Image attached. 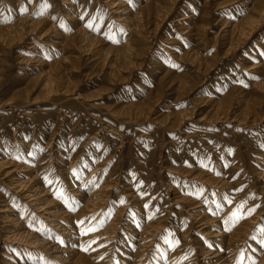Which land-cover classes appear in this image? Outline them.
<instances>
[{
    "label": "bare ground",
    "instance_id": "1",
    "mask_svg": "<svg viewBox=\"0 0 264 264\" xmlns=\"http://www.w3.org/2000/svg\"><path fill=\"white\" fill-rule=\"evenodd\" d=\"M137 2L138 7L130 12L131 0H0L2 71L6 56L26 42L33 45L25 49H35L37 40L49 45L47 51L59 50L49 61L33 60L35 56L31 61L44 65L43 70L25 74L26 85L0 103L56 99L67 105H88L86 101L105 86L80 95L75 92L78 76L71 74L90 61L112 87L137 78L135 84L132 81L135 86L120 93L111 116L119 123L150 121L168 139V149L173 152L175 142L183 139L188 145L190 160L185 163L189 167L164 168L166 175H161L149 193L145 188L152 173L148 158L139 159L142 162L135 165V172H116L122 153L108 171L113 159L109 152L101 157L96 154L90 167V160L77 153L67 170L58 169L61 157L51 155L44 160L46 147L31 149L32 138L22 140L19 149L24 144L27 149L17 156L23 161H15L12 153H0V176L6 179L5 190L0 191V238L12 243L11 252L17 254L4 257L2 251L0 264H52L46 257L61 264H264V227L258 232L264 217V181L257 182L264 177V0H221L212 6L210 0H199L201 4L196 0ZM174 13L177 18L164 29ZM212 21L220 22L214 35L209 33ZM174 30L187 43L180 54L173 55L167 46L159 45L162 52L154 49L159 42L176 43ZM209 47L215 51L210 52ZM244 53L251 58L248 63ZM46 55L44 51L42 56ZM230 55L239 58L238 67L251 71L242 72L246 86L229 73L231 68L225 62ZM198 75L216 79L210 80L204 96L194 99L195 105H206L201 116L195 119L192 108L171 107L156 115L167 91L176 97L186 94L196 81L201 82ZM136 87L139 90L134 96ZM33 90L37 96L31 98ZM220 122L232 127L227 130L228 125H218ZM256 126H263V131L252 134L250 129ZM223 131H228L235 146L228 151L222 144L215 145L218 152H212L214 142H210ZM54 135L51 133L48 142ZM250 135H254L251 143ZM141 142L147 145L145 139ZM159 143L162 149L164 141ZM5 145L3 141L0 149L5 150ZM245 148L258 157L247 156ZM206 151L218 161L207 160ZM36 154L38 160L30 167ZM248 158L254 163L241 166ZM25 169L32 173L27 179L17 173ZM231 176L237 179L231 181ZM158 186L163 187L160 204L151 197ZM198 193L202 196L196 200ZM247 196L251 199L247 208L257 206L253 213L242 210ZM89 228L94 230L87 231ZM28 247L35 250L21 251Z\"/></svg>",
    "mask_w": 264,
    "mask_h": 264
},
{
    "label": "rangeland",
    "instance_id": "2",
    "mask_svg": "<svg viewBox=\"0 0 264 264\" xmlns=\"http://www.w3.org/2000/svg\"><path fill=\"white\" fill-rule=\"evenodd\" d=\"M131 1H132V3L130 6V9H131L130 12L134 11L135 8H137L138 4H139V2H137V0H131ZM196 1L199 2V0H196ZM220 1L221 0H210L209 5L211 4V6H212L213 4L218 3ZM199 4H201V3L199 2ZM191 5H192V3L190 5H188L187 14H189V12L191 11ZM88 9H89V6H88V8H85V12L88 11ZM28 10H29V8L26 7V12ZM234 13H236V12H234ZM175 15H177V13L172 14L170 19H168V23H166V26H164V29L169 25L171 27V24H172L171 22L177 18V17H175ZM213 22H215V21H212V25L210 26V29H209V33H211V35H214L216 33V31L220 28V25H219L220 22H218L217 24H214ZM122 27H124V26H122ZM174 34H176L175 35L176 43L164 44L163 42H159V44L156 45L154 49H157V50L162 52L163 48H161L160 46H167L171 50L173 55H176L178 53L180 54L181 53L180 49L182 47H184V45H186L187 43L182 40L183 36L181 35V33H179V30H174ZM108 40L109 39H106V41H108ZM28 43H31V42L29 41V42L24 43L23 46H20V48H15L13 50V53L8 54L6 56L7 63L5 64V67H3L4 70L2 71V69H0V100H2L3 102L5 100H7L12 95V92L14 90H16L18 88H22L26 85V83L24 81L25 80V77H24L25 74L34 73L36 70L38 72H41L43 70L42 68L44 67V65H38L37 62L31 61L35 56L37 58H34L33 60H36L40 57L45 61H49V58L53 57L55 54H57V52H59L58 49L56 51H55V49L52 50L53 52L51 50L47 51L46 48L49 47V45H46L45 43H42V42L37 41V40L34 42L35 43V47H34L35 49H25V48H30V46L33 45V44L29 45ZM245 49H247V48H245ZM209 50H210V52H213V51H215V48L209 47ZM44 51L47 52L46 57L42 56V53ZM250 51L253 52V50H250ZM15 52H18V53H15ZM156 52H158V51H156ZM262 52L263 51H260V53H262ZM233 55H235V54H233ZM164 56L167 57L166 54H164ZM244 56L247 58V63H248L251 60V58L245 53H244ZM260 56H261V54H260ZM18 57H20V59L22 58L23 60L22 61L18 60L19 59ZM232 58H233V60H232ZM237 60H239V58H235V57H232V55H230V57H228V60H227V62H225V64H229V66L231 68L230 69L231 72H229V73L232 76L236 77V80L240 79L241 83L244 84V86H246L247 82L244 80V77H242V75H243L242 72L248 73L250 70L248 71L246 68L241 69L240 67H238L237 66L238 63L236 62ZM241 61H243V60H241ZM92 64L93 63H90V61H84L83 64L81 65L82 67L80 66L79 69L76 70V72L71 74V76L74 78H76L78 76L76 78L78 86L76 87L75 92H77L80 95L84 94L87 91L95 90L97 88L99 89V88L105 86V87H103L105 89H102L99 92V94H97L95 97H93V99H89L86 101V103H88V105L90 104L89 106L86 105L85 103H84L85 106L77 104V103H72L70 105H67L65 103H61L59 100H56V99L50 100L51 102L40 99L41 101L37 100V101H34L33 103L32 102L20 103V104L19 103H16V104L13 103V105L10 103H9V105H7V103H5V104L0 103L2 105V106L0 105V118H1L0 119V147L3 143V141L6 143V145L4 147L5 150L0 149V153H3L2 155H6V153L9 155L12 153L11 155H12V157H14L15 161H23V160H21L22 157H20L19 155L17 156V154L21 155L23 152H25L24 150H26L27 148H26L25 144L20 149H19V146H20L22 140L23 141H29L30 138H32V141L30 143L31 149L32 148L34 149L35 147L38 148V150H42L45 147L47 148V150L45 151L46 156L44 157V160L46 158H49L51 155H53V156L55 155L54 157H58V158L61 157L60 159L62 160V162H60L59 165L62 167H59L58 169L64 168L67 170L72 156H75L77 153H78V155H80V158L83 157L84 160H86V161L90 160V164L88 165V167H90L91 164L95 163L94 160L96 159V156H97L96 154L99 153L100 154L99 156L101 157L104 154H108L107 152H109L110 155L113 156L112 157L113 159H111L112 160L111 163H109L107 165V168H106L107 171L111 167V164H114L117 162L116 161V160H118L117 157L119 156L120 153H122L121 154L122 159H120V161H118V164L115 167L116 172H118L119 170H120V172H124L127 169L132 170V172L133 171L135 172L136 168H137L135 165L142 162V160H139V159L140 158L141 159H143V158L147 159L148 158V160H147V162L149 161L148 166L150 169L152 168V173H151L150 179L147 180L148 184L146 183L145 188H146L147 192H149V193H150L151 186L158 183L157 181H160V179H162V178H160L161 175H162V177H164V175H166V173H165L166 170L164 168H168V166H171L173 170H177V168L180 166L189 167V165L187 163H185L186 160H190V156H189L188 152L186 153V151L188 150V148L186 146H188V145L187 144L184 145L182 143L184 141L183 139H182V141L175 142L176 151L173 152L170 150L171 148L167 145L168 139H166L164 134H161V131H157V130L155 131L153 128H157L158 126L157 127H156V125L154 126V124L151 123L150 121H146V122L141 121V123L138 122L139 125L137 123H133V124H131V123H129V124L128 123H119L118 121H116L111 116V113H112L111 108H114V107L116 108V104L121 100L120 99L121 97L119 96V95H121L120 93H125V92L129 91L131 89L130 85H134L136 82L135 79H137V78L134 77L132 80H130V83L126 82V83H123L121 85H117V86L112 87L103 78L102 75H104V74L101 73L103 71L99 70L98 66L94 67ZM142 75H144V74H142ZM223 75L225 76V73L220 75L218 78L221 79V77ZM197 77L201 79V82H200V80L196 81L197 83L193 84L194 85L193 89L191 91L186 92V94L184 92H183L184 94L181 93L180 97L179 96L176 97L175 93L172 94L171 91H167L166 96L163 98L164 100H162L161 103L159 104V106H157L155 109L156 111H158L156 115H158L164 111H166V113L169 112V110L167 108L171 107L173 110H183V109L185 110V109H189V108L191 109L192 108V110L195 109L194 113H193L194 114L193 116L196 115L194 117L195 119H197L199 116H201L205 112L204 108L206 107V105H202V104L195 105L194 99H198V98H201L202 96H204L205 89L207 87L211 86L212 81H210V80L216 81V79L205 80V79H202L201 75H198ZM252 78L253 77H250L248 79H252ZM226 80H227V78H226ZM132 81L134 82V84ZM149 82L150 83H148V84H153L152 83L153 80L149 81ZM218 83L220 84V82H218ZM218 83H215V85L218 86ZM222 84L224 85V87L226 86V83H221V85ZM212 89L214 90V87H212ZM137 90H139V88H137V87L135 89H133L134 93H132V94H134V96H135V94H137ZM36 93H37V91H36ZM36 93L33 90V92L30 93V97L34 98L35 96H37ZM167 94H169V96ZM263 95H264V93H263ZM261 102H262L261 107H263L264 106V99H262ZM196 106L198 109L196 108ZM20 114H22V115H20ZM220 124L228 125L227 126L228 128H226L227 130L232 127V125L229 122L218 123V125H220ZM262 128H263V126H256L255 128H252L250 130L254 131V132H251L252 134H255L256 131H260V130L263 131ZM216 131L218 132L220 130L218 129ZM227 132L228 131H223L220 133V135H215V137L212 139L214 141L210 142V143L214 142V145H212V147H210V148H213V149H211L212 152H218L217 151L218 148H216V149L214 148L215 145H221L222 144L224 146V150L226 149L228 151L230 150V148L232 146H235V144L230 143L231 138ZM51 133H55V135H54L55 139L53 138L54 140H51L50 142H48V139H49ZM163 135H164V137H163ZM212 135L214 136V133H209V136H212ZM173 136L174 135H170V138L172 139ZM253 136L254 135H250V140L249 139H246V140H249L250 143L253 142L254 141ZM12 137H13V139H12ZM26 138H27V140H26ZM211 138L212 137H208V141L211 140ZM39 139H40V141H39ZM142 139H145L147 141V143H146L147 145L141 144L143 142V141L141 142ZM153 139H155V140H153ZM164 139H166V140H164ZM204 139H207V138H204ZM159 140L160 141L162 140V142L164 141V144H162L163 146H160V147H162V149L159 148V146H158L160 144ZM174 140H177V139L173 138V141ZM90 146H91V149L89 150ZM119 146H122L121 147L122 149L120 148L121 150L116 149ZM92 147H94V148H92ZM168 148H170V149H168ZM31 149H30V151H31ZM146 151H148V152L145 153ZM247 151L249 152L248 154H247ZM159 152H162V154H160L161 159H158ZM251 152H252L251 149L250 150L246 149L245 153L247 154V156H250L251 158L258 157ZM63 154H66L67 157L64 156ZM57 155H59V156H57ZM229 155H228V157H229ZM220 156H221V154H220ZM37 158H38V155L36 154L34 157H32V163H30L28 165L30 167H32L33 162L34 161L36 162L38 160ZM251 158H248L247 163L245 162V164L243 163V164H241V166L243 165L246 168L251 163H254L253 161L250 163ZM206 159L207 160L209 159L210 162H214V163L218 161L208 151H206ZM64 160H66V161H64ZM160 161L162 162L161 164L159 163ZM56 164L58 166V163H56ZM161 165H163V167L160 168ZM228 166L229 165H227L225 167V169H227ZM159 170L161 171V173L158 175ZM28 171H30V170L25 169L24 171L21 170L17 173L21 174L22 176H24V178L27 179L29 177L28 175L32 174ZM228 173L229 172L227 171V174ZM84 176L85 177L87 176L86 173H84ZM232 178L233 179H231V181H234L237 179V177H234V176ZM0 180L2 181V182H0L1 183L0 184V191H3V190H5L3 187V183L6 182V179H2V177L0 176ZM260 181H264V177L257 180V182H260ZM62 184L63 183L61 182L60 188L62 187ZM144 186H145V184H144ZM160 188H163V187L158 186V188L154 191L155 194L151 195L152 199L153 198L157 199L158 204L161 203L162 198L164 197L162 194L163 189H160ZM211 189L215 190L214 187H212ZM207 191H209V189ZM156 192H159V194H156ZM166 194H169V193L166 192ZM198 194H199V196L196 197V200L201 198V196H202L201 193H198ZM257 196H259V198H262L260 195H257ZM168 197H171V195ZM249 198L250 197L247 196V198L244 199V201H243L244 205H243L242 210L247 209V211H250L253 213L257 209V206L252 205V206L247 208V206L249 205V202L251 201V199H249ZM1 204H4V202L2 201ZM22 215H23V213H22ZM170 227L171 226H169L168 229ZM263 227H264V217H262V219L260 218V222L258 224V232H260ZM99 229H101V226L97 227V229L95 231H97V230L99 231ZM167 233L169 234V230L167 231ZM167 233H166V235H167ZM0 243H1L0 253H2V251H5V254L3 255L4 257H9L12 255L17 256V254L11 252L13 250L12 249L13 248L12 243H9V241L2 240V238H0ZM158 246H159V244L157 241L155 247H158ZM21 249H22L21 250L22 252H24L25 249H26V251L27 250H29V251L35 250V248H29V247L28 248H21ZM20 254H21V252H20ZM46 258H48L46 260L51 261L52 264H61L60 262H58V263L55 262L50 257H46ZM166 259H167V257L165 258V260Z\"/></svg>",
    "mask_w": 264,
    "mask_h": 264
},
{
    "label": "snow or ice",
    "instance_id": "3",
    "mask_svg": "<svg viewBox=\"0 0 264 264\" xmlns=\"http://www.w3.org/2000/svg\"><path fill=\"white\" fill-rule=\"evenodd\" d=\"M90 26V25H89ZM79 224H83V221H79L78 222ZM92 230H94L93 228H89V229H87V231H92ZM87 231H82V234H87Z\"/></svg>",
    "mask_w": 264,
    "mask_h": 264
}]
</instances>
